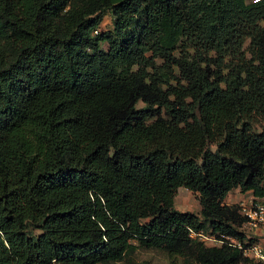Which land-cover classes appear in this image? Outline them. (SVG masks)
Returning a JSON list of instances; mask_svg holds the SVG:
<instances>
[{
    "label": "trees",
    "instance_id": "obj_1",
    "mask_svg": "<svg viewBox=\"0 0 264 264\" xmlns=\"http://www.w3.org/2000/svg\"><path fill=\"white\" fill-rule=\"evenodd\" d=\"M234 188L264 196V0H0V264H264L190 235L244 240Z\"/></svg>",
    "mask_w": 264,
    "mask_h": 264
},
{
    "label": "rangeland",
    "instance_id": "obj_2",
    "mask_svg": "<svg viewBox=\"0 0 264 264\" xmlns=\"http://www.w3.org/2000/svg\"><path fill=\"white\" fill-rule=\"evenodd\" d=\"M109 28H112V16L109 12H107L103 17V20L99 26V30H105ZM251 194L252 191H241L239 188H234L228 193L224 200V203L230 205L237 204L239 206V210L241 211L242 202L250 197ZM198 195V192L190 190L184 185H180L177 188L176 195L174 197L175 208L182 211H192L199 213L201 205ZM237 228L239 231L244 233L243 242H258L264 245V226L258 229H254L251 227V225L244 222L241 226H237ZM203 232L205 236H208V238H204L205 236H200V238H203L208 245H219L220 243L222 244V241L215 240V238L217 239L221 237L222 234H212L210 233V230H208V232ZM193 237L195 236L193 235ZM228 237L229 238L227 239H229L230 241H232L234 238V236ZM234 239L237 241L239 240L238 238ZM248 256L252 257L250 255ZM112 264H192V262L184 256L170 258L165 249L162 248L140 246L130 258L122 261H117Z\"/></svg>",
    "mask_w": 264,
    "mask_h": 264
},
{
    "label": "built area",
    "instance_id": "obj_3",
    "mask_svg": "<svg viewBox=\"0 0 264 264\" xmlns=\"http://www.w3.org/2000/svg\"><path fill=\"white\" fill-rule=\"evenodd\" d=\"M241 212L246 217V223L251 225L252 228L258 229L264 226V196L263 197H257L253 193L248 197L245 201L242 202L241 205ZM190 235L193 237V235L204 241L205 240L200 238V236H205L203 231H194L191 229ZM228 236L222 234L221 237L215 238L216 241H222L228 242V244L236 246L238 248H241L243 253L245 255L252 256L251 258L255 260H260L264 262V245L258 242L254 243H248L243 242L242 240H235L234 237L232 241H230ZM204 238H208V236H205ZM216 245V244H214ZM221 245V243L219 244Z\"/></svg>",
    "mask_w": 264,
    "mask_h": 264
}]
</instances>
